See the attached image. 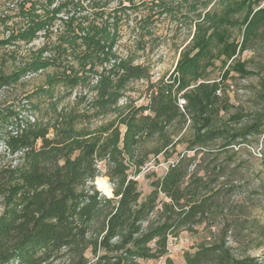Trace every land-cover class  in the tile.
<instances>
[{
	"label": "trees",
	"instance_id": "1",
	"mask_svg": "<svg viewBox=\"0 0 264 264\" xmlns=\"http://www.w3.org/2000/svg\"><path fill=\"white\" fill-rule=\"evenodd\" d=\"M113 1L20 0L14 14L22 23L0 38L7 46L30 43L42 32L55 36L28 62L10 73L0 70V88L28 72L56 68L21 108H0V139L20 159L0 169V264H140L161 258L173 264L171 236L219 217L221 229L185 251V264H264L228 244L232 225L245 221L228 217L224 200V187L234 186L225 171L229 162L264 135V77L252 104L233 112L237 106L226 83L232 72L257 73L241 55L258 41L264 44V0H207L205 11H198L200 0L191 2L197 15L190 21L192 40L175 71L157 80L136 56L117 52L121 21L135 4L120 0L110 8ZM158 3L164 12L175 10L166 0ZM217 61L222 76L209 78ZM137 80L147 81L146 104L127 97ZM59 86L70 94L82 89L75 107L61 106ZM182 142L185 151L144 195L136 177L150 155L169 159ZM100 164L113 196L96 186Z\"/></svg>",
	"mask_w": 264,
	"mask_h": 264
},
{
	"label": "rangeland",
	"instance_id": "2",
	"mask_svg": "<svg viewBox=\"0 0 264 264\" xmlns=\"http://www.w3.org/2000/svg\"><path fill=\"white\" fill-rule=\"evenodd\" d=\"M119 1H113L110 8L117 6ZM123 1L127 5L131 3V0ZM166 1L175 7L173 12H164L163 7L156 5L159 4V0H133L135 6L128 9V14L124 16L120 24L121 36L116 47L117 52L122 56H136V63L150 67L152 80L169 77L175 71L174 68L181 55L180 52L192 40L195 29V24L190 23L191 20L197 17L190 6V3L194 0L189 2L185 0ZM200 1V10L198 11H205L202 3L207 0ZM19 2L20 0H0V38L7 37L12 28H16L22 23L19 16L14 14L17 12ZM11 14L13 15L12 19L5 24L2 21L3 16ZM234 33L235 37L242 39L240 31L235 30ZM54 39V35L48 38L42 32L38 38L27 44L20 41L7 46L0 45V70L10 73L16 66L28 62L33 52L42 47L44 42L54 41ZM50 52H47L46 55ZM241 57L247 59L249 61L248 66L257 73L250 77H243L232 72L226 80L229 85L227 86L229 98L237 106L236 109L235 107L231 108L230 112L236 111L242 105L250 106L252 104L256 90L260 87V78L264 77L263 43L258 41L253 47L245 50ZM220 64V61H217L215 66L210 67L209 78H220L222 76L223 72ZM55 70V67H49L43 71L28 72L18 83L0 88V108L7 106H13L16 109L21 108L27 102V96L32 94L38 87L44 86L47 75ZM81 91L80 88L74 89L70 94L66 88L59 86L57 98L60 97L61 106L75 107L77 103L76 95H79ZM126 94L129 99L137 104H146L148 102L147 81L137 80L132 82ZM79 108L83 109L85 105L82 104ZM101 122L102 120L98 119L93 125ZM253 142V147L243 146L225 170L229 175L228 178H231L234 182L232 189L229 188V185L224 187V200L227 201L229 206L228 217H235L230 216L231 214L238 215L245 221L242 224L232 225L228 244L233 246L237 254H244L247 251L260 259H264V234L259 233L261 229H264V157L256 155L257 151H255L259 145L264 148V144L261 143V139ZM147 146L150 149L152 142L147 143ZM186 147L185 142L177 144L173 156L169 159L163 154L150 155L147 164L136 177L144 195L150 192L153 179L156 176L163 175L167 171L169 163L181 155ZM219 158L223 164L228 161L225 154H222ZM19 160V156L12 155L0 139V169L3 166H14ZM100 165L102 171L95 181L96 186L103 192L99 187L98 180L105 179L108 181L112 192L109 178L104 176V165ZM2 208L0 200V215L3 212ZM222 220V217L217 218V220L211 219L199 224L194 231L184 230L178 237L171 236L169 257L173 259V264H185V251H194L200 242L214 237L223 225ZM86 253L90 259L95 258L91 250ZM140 264H167V262L166 258H161L157 261L141 260Z\"/></svg>",
	"mask_w": 264,
	"mask_h": 264
},
{
	"label": "bare ground",
	"instance_id": "3",
	"mask_svg": "<svg viewBox=\"0 0 264 264\" xmlns=\"http://www.w3.org/2000/svg\"><path fill=\"white\" fill-rule=\"evenodd\" d=\"M98 184L101 190H103V192H105L107 195H112L111 187L108 181H106L105 179H99Z\"/></svg>",
	"mask_w": 264,
	"mask_h": 264
},
{
	"label": "built area",
	"instance_id": "4",
	"mask_svg": "<svg viewBox=\"0 0 264 264\" xmlns=\"http://www.w3.org/2000/svg\"><path fill=\"white\" fill-rule=\"evenodd\" d=\"M263 140H264V135L261 138V141H263ZM261 148H262V146L257 147V149L255 150V151H257V154L255 152L256 155H259V156H262L263 155V153L261 151Z\"/></svg>",
	"mask_w": 264,
	"mask_h": 264
},
{
	"label": "water",
	"instance_id": "5",
	"mask_svg": "<svg viewBox=\"0 0 264 264\" xmlns=\"http://www.w3.org/2000/svg\"><path fill=\"white\" fill-rule=\"evenodd\" d=\"M109 196H113V193H112V195H109Z\"/></svg>",
	"mask_w": 264,
	"mask_h": 264
}]
</instances>
